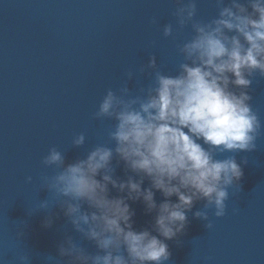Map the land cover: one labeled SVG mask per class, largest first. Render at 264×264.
<instances>
[{"label": "water", "instance_id": "95a60500", "mask_svg": "<svg viewBox=\"0 0 264 264\" xmlns=\"http://www.w3.org/2000/svg\"><path fill=\"white\" fill-rule=\"evenodd\" d=\"M176 7V0H0V264H20L22 256L29 264H68L58 252L68 236L89 254L97 253L59 205L33 210L52 198L40 177L56 170L41 161L52 147L71 163L96 145L112 146L108 134L115 122L94 114L108 90L118 92L128 71L136 73L128 82L133 95L151 83L148 72L138 71L150 57L156 58V70L177 74L184 62L179 47L194 33L191 24L179 28ZM217 14L215 0H197L195 21ZM167 24L173 34L165 38ZM247 91L262 128L256 150L236 154L241 191L229 190L224 217L209 212L211 230L195 218L204 203L196 202L184 232L164 241L171 253L166 264H264V78L257 74ZM81 133L85 145L72 147ZM113 166L115 175L126 179L115 157ZM143 187H149L147 180ZM155 199L160 203L161 193ZM129 203L136 213L134 228L151 229L155 214L146 215L141 202ZM49 216L52 224L45 227Z\"/></svg>", "mask_w": 264, "mask_h": 264}, {"label": "clouds", "instance_id": "9594fccd", "mask_svg": "<svg viewBox=\"0 0 264 264\" xmlns=\"http://www.w3.org/2000/svg\"><path fill=\"white\" fill-rule=\"evenodd\" d=\"M176 3L177 25L191 24L194 33L179 47L184 62L177 74L156 70V58L150 57L138 71L148 72L151 83L133 95L128 82L136 73L128 71L118 92L108 90L94 114L115 122L108 134L112 146L96 145L71 163L52 147L41 161L56 170L40 177L52 198L33 210L59 205L73 229L97 249L89 254L66 237L58 252L68 264H166L171 253L164 241L184 232L196 202L204 203L195 218L211 230L209 212L224 217L229 190L241 191L243 171L235 157L256 150L262 128L247 90L257 74L264 78V0H215L218 14L207 22L195 21L197 0ZM172 34V25H165L163 36ZM85 141L81 133L71 144L82 148ZM114 157L117 167L123 163L126 179L115 175ZM129 202H141L146 215L155 214L151 229L134 228ZM51 224L49 216L45 227ZM19 259L29 264L28 257Z\"/></svg>", "mask_w": 264, "mask_h": 264}]
</instances>
